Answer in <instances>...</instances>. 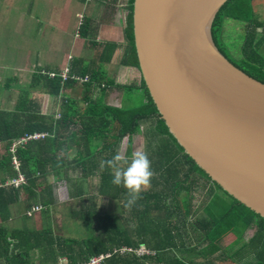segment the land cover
Here are the masks:
<instances>
[{
	"label": "trees",
	"instance_id": "obj_1",
	"mask_svg": "<svg viewBox=\"0 0 264 264\" xmlns=\"http://www.w3.org/2000/svg\"><path fill=\"white\" fill-rule=\"evenodd\" d=\"M258 1H227L213 21L212 36L218 50L233 65L264 84V60L256 53L264 45V22L254 16ZM128 3V37L133 64L138 68L132 33L133 0ZM226 19L245 25L242 62L233 59L223 39ZM258 32L262 33L260 37L257 36ZM44 80L45 95L53 99L61 97L62 88H70L75 84L71 79L62 85L58 77ZM14 81V78L9 79L7 84L10 86ZM132 88L126 87L127 90ZM140 89L144 100L138 108L123 107L119 110L87 100V106L77 110L75 101L61 99L58 118L56 115L41 114L40 108L29 99L31 94L21 93L13 112L0 111V143L4 144L7 153L3 165L8 166L9 176L14 177L11 179L18 177L11 164L9 149L12 142L26 134L45 133L46 136L18 147L16 156L27 182L18 188H1V199L9 193L16 197L18 191L27 185L37 188L40 183L47 181V174H53L59 187L73 185L75 190L72 195L84 200V190L78 187L83 183L79 180L76 182L69 173L75 163L83 167L86 173L84 182L98 178L100 191L96 198L106 196L118 203L122 214L114 218L98 207L92 210L85 206L87 208L76 213L75 217H79L91 230V235L82 240L58 238L56 248H50L53 242L47 239L46 245L42 246L46 247L47 254L65 256L67 264H82L108 252L112 255L103 264H217L225 254L222 242L226 237L233 234L239 240L247 230H253L248 242L235 255L251 249L263 257L264 218L230 197L195 165L158 116L143 80ZM151 120L154 123L144 135L148 140L146 151L156 175L150 193L142 194V198L129 210L125 207L126 189L111 183V169L101 167V162L111 159L123 142L124 158L130 157L134 152L133 136L139 132L141 122ZM195 195L204 203L198 210L193 209ZM16 201L5 203L9 205ZM199 213H203L204 218L188 220L189 216L193 218ZM0 231L5 233L1 228ZM6 238L5 234L3 239ZM140 245L154 250L155 255L140 258L133 253L119 252L121 248L133 249ZM113 250H116L114 254ZM15 258L18 259V256ZM18 262L16 260L15 264Z\"/></svg>",
	"mask_w": 264,
	"mask_h": 264
},
{
	"label": "crops",
	"instance_id": "obj_2",
	"mask_svg": "<svg viewBox=\"0 0 264 264\" xmlns=\"http://www.w3.org/2000/svg\"><path fill=\"white\" fill-rule=\"evenodd\" d=\"M128 2L129 0H0V76H6V72L13 75L5 83L1 82L0 77V111L13 112L16 108L15 100L7 94L8 89L13 87L19 95L23 92H28L31 96L36 92L45 94L44 79L52 78L51 75L57 77L66 69L73 77L87 79L86 83L79 85V81L72 79L75 84L70 88H62L61 97H48L53 102H49L44 110L40 109L41 114L56 115L58 118L60 102L57 99L71 100L75 93L81 94L78 101L84 100L86 105L87 100L91 99L94 100L93 103L101 102L119 110L123 107L129 109L127 105L130 97L127 99L126 95L141 94L142 79L138 68L133 64L128 37ZM13 78L15 81L9 86L7 81ZM127 86L133 88L127 90ZM84 107L86 106L76 105L77 110ZM121 150L124 156L125 147L121 146ZM5 158L6 148L0 143V183L14 178L9 176L8 166L3 165ZM72 166L70 176L76 182L79 180L78 182L83 183L78 187L84 190V200L78 198V195H72L75 190L73 185L59 187L53 174H47V181L40 183L37 188L28 185L22 187L18 191V197H13L12 193L2 199L0 197V228L5 232L0 231V264H15L16 260L19 261L18 264L68 263L65 256L47 254L46 247L42 246L46 245L47 239H51L53 245L50 248H56L58 238H70L59 235L57 227L65 225L66 221L71 227L83 226L84 223L75 214L88 206L92 210L97 208L93 202L97 192L91 194L94 192V188L91 191L92 184L90 181L84 182L86 173L83 172V167L75 163ZM1 188L3 187L0 190ZM16 199L12 204L5 203ZM108 200L112 202L111 199ZM111 202L107 204L108 211ZM74 205L78 207L72 208ZM55 207L65 213L53 216ZM35 208H42V211L35 212ZM196 216L191 220L204 218V215L201 218ZM5 234L7 238L4 240ZM248 234L249 230L239 240L233 234L226 237L222 242L225 254L217 264H249L250 260L252 263L247 253L235 255L248 242ZM231 245H235V248L231 249Z\"/></svg>",
	"mask_w": 264,
	"mask_h": 264
},
{
	"label": "water",
	"instance_id": "obj_3",
	"mask_svg": "<svg viewBox=\"0 0 264 264\" xmlns=\"http://www.w3.org/2000/svg\"><path fill=\"white\" fill-rule=\"evenodd\" d=\"M229 0H133L132 33L147 93L184 153L264 218V84L217 48Z\"/></svg>",
	"mask_w": 264,
	"mask_h": 264
},
{
	"label": "rangeland",
	"instance_id": "obj_4",
	"mask_svg": "<svg viewBox=\"0 0 264 264\" xmlns=\"http://www.w3.org/2000/svg\"><path fill=\"white\" fill-rule=\"evenodd\" d=\"M254 11H255V15H254L255 18L264 22V0H260L257 2V6H256ZM245 34H246V29H245V25L242 22H238V21H234V20H230V19H226L224 21L223 39L226 40L225 42L228 44V48L230 50V54L232 55L233 59H237L239 62H242L241 59L244 58L242 51H241V48L243 45L242 39L244 38ZM261 35H262V33L258 32L257 36L260 37ZM256 53L258 56H260L264 60V45L261 46V48L258 49L256 51ZM5 75L6 76H0L2 78L1 82L5 83V81L9 77H13L11 72H6ZM78 83H79V85H83V83H80V82H78ZM20 84L24 85V83H20ZM11 85H13V84H11ZM8 90H9V92L7 93L8 96L13 97V99L15 100L14 102L16 103L15 105H17L18 100L20 98L19 93L16 92V90H14L13 87L8 89ZM13 90H14V92H13ZM80 96H81V94L75 93V94H73V96H71V98L74 100H72V99L71 100L76 102L77 107L87 106L86 103L84 102V100L78 101ZM31 97L33 99L32 98H29V99H32L33 103L36 106H38L40 109H43V110L46 106L49 105V102H51V101L53 102V100H50L48 98V96L42 92H36ZM126 98L127 99L129 98V103L127 105L129 109L138 108L141 105L142 100H144L143 94H140V93H138V94L134 93V95H132V96L128 95V96H126ZM61 99H65V98H61ZM10 100H11V98H10ZM57 101L61 102L62 100L57 99ZM153 123H154V121L151 120V121H145V122L143 121V123L141 124V129L139 130L137 135H135L133 137V140H132V145H133L135 151L145 152L147 150V148H148L147 141L148 140L146 139V136L144 135V131H146L150 126H152ZM123 144H124V142L122 143V147H124ZM119 150H120L119 153L121 154L122 158H124L121 148ZM90 184H92L91 191H93V188H94V192L91 194H94V193L96 194V192H97V194H96V196H97L98 191H100V187H98V185L100 184L98 178H93L90 181ZM210 188H211V186H210ZM210 188H209V191H210ZM78 190H79V188H78ZM206 190H207V188H206ZM150 191H151V189L143 192L142 194L150 193ZM89 196H87V197H89ZM195 196H196V199L193 202V209L198 210L204 203H202V200L200 197H198L197 195H195ZM125 197L127 198V195ZM106 198H107L106 196H99L98 198L94 199L93 202L96 203V206L98 207L99 210L106 212V214H109L110 216H112L114 218L116 216H118V214L119 215L122 214V211L120 212V208H119L118 203H116V202L112 203L111 201H109ZM108 202H111V207L109 208L110 211H108V206H107ZM76 207H78V205H74L72 208H76ZM139 209H141V208L139 207ZM34 211L35 212H41L42 208H40V209L35 208ZM62 213H65V212H63L59 207H55L52 215L55 217H58V216H62ZM202 216L203 215L201 213H199L196 216V218H201ZM191 219H192V217L189 216L188 220H191ZM120 224H121V222L119 223V225ZM82 225L83 226H79V227H77V226L71 227V225H67V221H66L65 225H60L59 227H57L56 232L61 236L76 238V239L82 240V239H85L91 235V230L90 229L88 230V227H86L84 224H82ZM122 227H120V228H122ZM252 233H253V230H249L248 236L250 237ZM230 247H231V249H234L235 245H231ZM241 253H247V255L250 256V258L252 259V263H250V261H251L250 260L249 264H261V261H264V256L261 257L260 255H258V252H254L251 249L249 251H242ZM104 259H106V258H104ZM104 261H106V260H103L102 264L104 263Z\"/></svg>",
	"mask_w": 264,
	"mask_h": 264
},
{
	"label": "clouds",
	"instance_id": "obj_5",
	"mask_svg": "<svg viewBox=\"0 0 264 264\" xmlns=\"http://www.w3.org/2000/svg\"><path fill=\"white\" fill-rule=\"evenodd\" d=\"M60 83H61V80H60ZM65 83H61V84L63 85ZM101 167H107L111 169V175H112L111 183L113 185L117 187L122 186L123 188L127 190V199H126L125 207H127L129 210H131V208L136 205L137 201L142 198L143 192L151 189L152 180L156 175V173L154 172L152 168V162L149 159L148 153L146 151L145 152L134 151L131 154V156L128 158H122L121 154L117 152L111 159L102 161ZM2 187H6V186H2ZM11 187H14V186H11ZM140 247L146 249L149 252V254H146V255L155 254L153 250L146 248L144 245H140L133 249L135 250ZM135 256L141 258L145 255H142V256L135 255Z\"/></svg>",
	"mask_w": 264,
	"mask_h": 264
},
{
	"label": "built area",
	"instance_id": "obj_6",
	"mask_svg": "<svg viewBox=\"0 0 264 264\" xmlns=\"http://www.w3.org/2000/svg\"><path fill=\"white\" fill-rule=\"evenodd\" d=\"M93 0H85V2H92ZM51 77H54L51 75ZM61 80V83H65L67 82L68 80L70 79H75L77 81H79L80 83H86L87 79H82V78H78V77H73L70 75V72L68 69H66L65 71H63V73H61L59 76H58ZM46 136V134H43V133H35V134H26L24 136H22L21 138L17 139L13 144L12 146L10 147V153L12 154V165L14 166V168L16 169V171L18 172V177L15 178V179H12V180H8L6 181L4 184H1L0 187L2 186H14V187H20L24 184H26L27 182V178L25 175H23L21 173V170H20V162L19 160L17 159L16 157V153H17V150H18V147L20 145H23V144H26L30 141H36V140H40V139H43L44 137ZM116 252V250H113V254ZM120 253H123V252H129V253H133L137 256H142V255H146V254H149V252L140 247L138 249H130V248H121ZM112 255V253H107V254H104V255H100L98 257H92V259L82 263V264H102V261L103 260H106L108 257H110ZM106 258V259H104Z\"/></svg>",
	"mask_w": 264,
	"mask_h": 264
}]
</instances>
